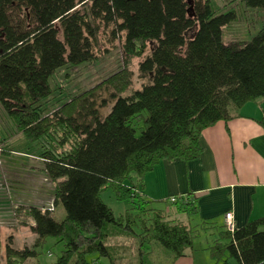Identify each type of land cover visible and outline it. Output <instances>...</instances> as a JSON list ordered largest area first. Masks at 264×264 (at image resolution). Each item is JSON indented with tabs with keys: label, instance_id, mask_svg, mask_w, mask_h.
I'll return each mask as SVG.
<instances>
[{
	"label": "trees",
	"instance_id": "obj_1",
	"mask_svg": "<svg viewBox=\"0 0 264 264\" xmlns=\"http://www.w3.org/2000/svg\"><path fill=\"white\" fill-rule=\"evenodd\" d=\"M241 5L264 14V0ZM236 20L233 8L214 11L210 0H0V107L37 147L53 205L64 210L58 222L55 207H28L18 225L27 220L35 241L16 248L8 237L5 264L36 258L48 238L63 247L54 264H117L130 249L120 247L118 261L110 241L128 237L139 258L144 246H159L171 262L192 251L196 231L155 209L143 179L161 161L196 160L201 133L245 104L260 99L264 110V25L226 40L223 30ZM116 42L126 65L141 59L140 88L122 96L132 77L123 68L44 115L55 92L49 81L96 62V49ZM108 190L125 204L122 215L102 202ZM175 198L167 207L197 213L190 195ZM208 251L214 264H264V218L222 231Z\"/></svg>",
	"mask_w": 264,
	"mask_h": 264
},
{
	"label": "crops",
	"instance_id": "obj_2",
	"mask_svg": "<svg viewBox=\"0 0 264 264\" xmlns=\"http://www.w3.org/2000/svg\"><path fill=\"white\" fill-rule=\"evenodd\" d=\"M199 142L201 154L196 160L159 162L144 177L142 194L170 220L182 222L195 231L206 232L210 240L204 244L193 243L192 251L171 262L165 252L155 251L154 245L144 246L139 258L135 239H119L115 241L117 245L125 246L126 251L130 249L126 256H122H125L126 263L159 264L154 261L158 260L165 264H214L208 248L224 231L226 213H232L235 229L264 218L262 100L245 104L232 119L205 129ZM183 195L194 199L197 208L194 216L187 217L167 207L169 198ZM228 264H234L233 260H228Z\"/></svg>",
	"mask_w": 264,
	"mask_h": 264
},
{
	"label": "rangeland",
	"instance_id": "obj_3",
	"mask_svg": "<svg viewBox=\"0 0 264 264\" xmlns=\"http://www.w3.org/2000/svg\"><path fill=\"white\" fill-rule=\"evenodd\" d=\"M211 8L214 11H224L226 8H233L237 14V20L231 27L223 30L226 40L236 38L244 40L256 35L264 25V14L262 11H246L241 5V0H210ZM118 42L113 49L98 47L99 59L91 64H82L73 68L59 71L49 84L55 90L54 94L46 103H43L44 115L50 114L69 98L80 93L91 91L96 87H102L106 79L121 69H128L132 73L130 89L123 93V97L132 91L140 88L141 81L138 79L137 66L141 59H132L127 65L124 63ZM63 93H62V91ZM61 91V92H60ZM102 95V94H101ZM103 96V95H102ZM28 144L23 135L11 123L0 107V264L4 263L3 246L8 237H12L13 246L31 248L35 236L31 232L29 222L24 220L23 225H18L24 218L28 207L52 210L54 187L44 173L43 162L37 155V147ZM102 202L118 216L125 210V204L115 201L112 192L106 191L101 195ZM54 220L60 221L64 217V210L61 205L54 208ZM20 214L15 218V214ZM28 224V225H27ZM225 228V227H224ZM225 230V229H224ZM196 240L193 243H205L210 239L206 232L197 230ZM114 242L113 239L110 241ZM115 249L116 260H121L120 244L112 245ZM118 247V248H117ZM62 243L57 239L48 238L36 252V258L29 259L23 264H54L62 252ZM155 251H164L154 245ZM128 254V253H126ZM117 255L120 257H117ZM124 254H122L123 256ZM157 257H160L157 255ZM155 256V259H158ZM121 260L117 264H128ZM159 264H165L161 261ZM125 262V263H124ZM129 264L130 261H128ZM102 259L98 264H106Z\"/></svg>",
	"mask_w": 264,
	"mask_h": 264
},
{
	"label": "built area",
	"instance_id": "obj_4",
	"mask_svg": "<svg viewBox=\"0 0 264 264\" xmlns=\"http://www.w3.org/2000/svg\"><path fill=\"white\" fill-rule=\"evenodd\" d=\"M176 202V198L175 197H171L169 198V203H175ZM224 227H225V231L232 233L235 229L233 221H232V213H226L224 215Z\"/></svg>",
	"mask_w": 264,
	"mask_h": 264
}]
</instances>
